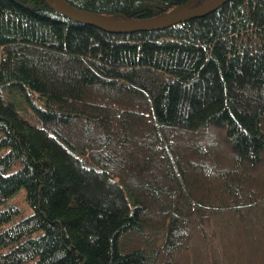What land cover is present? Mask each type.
<instances>
[{
    "label": "trees",
    "instance_id": "obj_1",
    "mask_svg": "<svg viewBox=\"0 0 264 264\" xmlns=\"http://www.w3.org/2000/svg\"><path fill=\"white\" fill-rule=\"evenodd\" d=\"M52 2L0 0V264H264V0Z\"/></svg>",
    "mask_w": 264,
    "mask_h": 264
},
{
    "label": "water",
    "instance_id": "obj_2",
    "mask_svg": "<svg viewBox=\"0 0 264 264\" xmlns=\"http://www.w3.org/2000/svg\"><path fill=\"white\" fill-rule=\"evenodd\" d=\"M60 12L70 19L87 22L99 28L113 32H133L139 30H155L165 28L176 23L201 17L215 8L230 0H210L197 7L191 8L194 1L184 5L178 12L168 14L155 19L138 20L131 22H118L115 16H102L75 9L67 4L65 0H54Z\"/></svg>",
    "mask_w": 264,
    "mask_h": 264
}]
</instances>
